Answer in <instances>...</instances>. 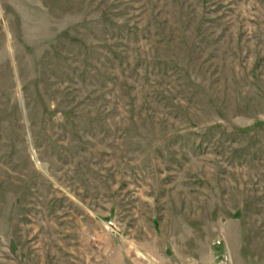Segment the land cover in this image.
Segmentation results:
<instances>
[{"label":"rangeland","instance_id":"374dc122","mask_svg":"<svg viewBox=\"0 0 264 264\" xmlns=\"http://www.w3.org/2000/svg\"><path fill=\"white\" fill-rule=\"evenodd\" d=\"M0 264H264V0H0Z\"/></svg>","mask_w":264,"mask_h":264}]
</instances>
